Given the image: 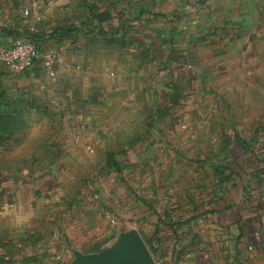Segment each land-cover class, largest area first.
I'll use <instances>...</instances> for the list:
<instances>
[{
    "label": "crops",
    "instance_id": "crops-1",
    "mask_svg": "<svg viewBox=\"0 0 264 264\" xmlns=\"http://www.w3.org/2000/svg\"><path fill=\"white\" fill-rule=\"evenodd\" d=\"M29 4L0 0V44L28 35L38 50L56 51L49 100L58 112L51 118L77 129L55 132L53 142L50 136L39 140L35 164H56L51 173L42 165L30 175L24 162L19 171L0 166V264H67L75 250L114 242L122 230L102 218L112 208L122 217L135 212L126 188L110 191L116 200L111 207L106 188L71 192L66 181L73 185L79 178L62 177L60 164L66 163L56 158L66 159L80 145L89 153L93 143L134 135L149 117L141 113L146 103L155 123L166 121L164 132L212 136L211 150L218 153L211 183L197 178L195 192L186 194L188 183L176 178L149 180L153 194L145 202L152 223L144 240L155 262L264 264V0H102L79 21L61 16L65 5L59 1L51 17L43 4V17L25 15ZM39 67L38 60L16 75L0 67L3 86L33 101L34 93L51 86ZM238 137L251 138L247 149L259 159ZM222 147L228 152L223 161ZM48 150L52 156L45 161ZM244 151L241 162L237 154ZM130 228L144 236L138 225Z\"/></svg>",
    "mask_w": 264,
    "mask_h": 264
},
{
    "label": "rangeland",
    "instance_id": "rangeland-1",
    "mask_svg": "<svg viewBox=\"0 0 264 264\" xmlns=\"http://www.w3.org/2000/svg\"><path fill=\"white\" fill-rule=\"evenodd\" d=\"M58 1L65 5H63L64 9L60 10V15L70 14L72 18L76 17L78 21L84 18L85 15L90 16L91 4L98 3L99 6L102 3V0H30V4L28 5L30 13L28 16L40 14L43 17L42 12L44 10L39 9L43 4L44 6H48V9H46L47 16L51 17L58 11L56 9ZM152 23L154 22H150V24ZM81 27L85 30L90 28V25L88 23L82 25L81 23ZM148 28V20L142 21V34L144 29ZM142 60L146 59L143 57ZM1 72L5 74L10 73L6 70H2ZM3 77L7 78L6 76ZM3 77L0 76V96L5 93L17 99L15 110L21 114V119L13 124L14 127L11 130V134L8 135L9 137L6 140L0 141V166L2 168L15 166L18 169L21 167L20 164L24 162L28 165L30 175L34 174V167L37 168V166L42 165L46 168L44 172H47L50 167H54L56 164H35L39 160L37 154L43 148L38 145L39 140L42 137L50 136L49 139L53 142L56 137H53L55 132H59V130L64 132L66 129V134H69L70 131H76L77 129V127L70 129L67 126L69 125L67 124L68 122H59L51 118V115L58 112V106L52 100H49V98H52L54 92L52 85L57 80L49 79L50 89L42 90L39 94L34 93L35 96L32 101L27 99L24 94H10L3 86ZM149 108L147 103L142 104L141 113H148L149 117L152 116L154 112L150 111ZM41 115H46L49 119L37 120ZM148 118L142 119L134 135L128 134L124 136L121 142L110 138V141L103 140L99 143H93L94 147L91 144L93 151L89 153L80 145V148L74 150L75 152L73 153L71 152L69 157L66 156V159L63 158V154L58 155L56 158L57 161L61 160V162L66 163L60 164L62 166V177L65 176L67 179L79 178V183H74L73 185V181H66L70 183L68 188L71 192H80L81 189L87 191L89 189L94 191V193L96 191L99 193L106 188L103 194L107 192L106 198L111 207L112 205L115 206L116 200L113 199L110 191L123 185L126 188L125 191L129 193L127 200L130 201L132 208H135V212L122 217V215L112 208L104 214L102 223L104 224L103 219H106L109 228L116 231H120L121 229L126 230L129 226L138 225L145 240L148 238V225L152 223L149 214L151 208L145 202V200L151 199L152 195L150 196V194H153L148 185L149 180L154 177L164 176L176 178L179 180L177 183L181 181L182 184H184L183 181L188 183L184 186L186 194L192 193L196 190L197 178L204 177L207 183V178L210 179L214 171H217L213 164H218L216 161L218 153H213L211 150V144L214 139L212 136L198 137L193 132L181 135L177 130H170V132L167 131L166 133L163 130L166 124L164 119L157 120L155 123L153 121L154 117ZM238 139L241 140L243 148L247 149V146L251 145L249 143L251 138L247 140L245 137H238ZM255 139L257 138L254 137L253 140L255 141ZM230 140L231 138L228 136L222 137V141L225 144H229ZM50 145L53 144L51 143ZM224 148L222 147L220 153L222 161L224 155L228 153L227 151H223L225 150ZM249 150L247 149L252 159L258 158L257 154ZM245 153L244 151L237 154L241 162L245 161ZM49 156L52 155L51 151L48 150L45 161L49 160ZM69 162L73 164H68ZM26 164H23V166ZM81 180L85 183L84 185L80 183ZM208 183H211V180ZM98 221L97 225L100 226V220Z\"/></svg>",
    "mask_w": 264,
    "mask_h": 264
},
{
    "label": "water",
    "instance_id": "water-1",
    "mask_svg": "<svg viewBox=\"0 0 264 264\" xmlns=\"http://www.w3.org/2000/svg\"><path fill=\"white\" fill-rule=\"evenodd\" d=\"M205 3L209 0H196ZM67 264H153L154 256L137 228L122 230L114 242L97 251H74Z\"/></svg>",
    "mask_w": 264,
    "mask_h": 264
},
{
    "label": "built area",
    "instance_id": "built-area-1",
    "mask_svg": "<svg viewBox=\"0 0 264 264\" xmlns=\"http://www.w3.org/2000/svg\"><path fill=\"white\" fill-rule=\"evenodd\" d=\"M23 13L28 15L29 8ZM36 60L40 61L39 69L51 80H57L58 54L54 50H38L35 43L26 35L16 38L12 43L0 44V67L12 74H19L31 68ZM114 220V219H112ZM153 264H158L154 261Z\"/></svg>",
    "mask_w": 264,
    "mask_h": 264
},
{
    "label": "trees",
    "instance_id": "trees-1",
    "mask_svg": "<svg viewBox=\"0 0 264 264\" xmlns=\"http://www.w3.org/2000/svg\"><path fill=\"white\" fill-rule=\"evenodd\" d=\"M26 36L29 39H31L30 36L28 35ZM35 45L37 47L36 43ZM15 106H16V100H13V98H11L9 95L5 93H3V95L1 94L0 96V141L6 140L9 137L8 135L11 134V130L14 127L13 124L19 119H21L20 117L21 114L17 110H15ZM150 249L154 251L153 248H150Z\"/></svg>",
    "mask_w": 264,
    "mask_h": 264
}]
</instances>
